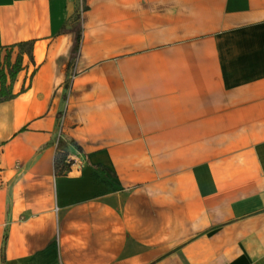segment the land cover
Here are the masks:
<instances>
[{
    "label": "crops",
    "instance_id": "crops-1",
    "mask_svg": "<svg viewBox=\"0 0 264 264\" xmlns=\"http://www.w3.org/2000/svg\"><path fill=\"white\" fill-rule=\"evenodd\" d=\"M8 52L0 264H264V0H0Z\"/></svg>",
    "mask_w": 264,
    "mask_h": 264
},
{
    "label": "trees",
    "instance_id": "trees-1",
    "mask_svg": "<svg viewBox=\"0 0 264 264\" xmlns=\"http://www.w3.org/2000/svg\"><path fill=\"white\" fill-rule=\"evenodd\" d=\"M81 40L80 29L75 30L73 45L70 50V58L75 59L79 50ZM22 53L19 52L12 62L10 55L4 57L3 65L0 66V102H5L14 99L18 94L24 92L26 88L22 87L19 93H13V84L18 73L22 70ZM29 87V85H28ZM74 146L80 150L81 146L74 139L63 140L59 139L55 149L54 171L55 175L63 176L70 171L71 164L67 160L68 146Z\"/></svg>",
    "mask_w": 264,
    "mask_h": 264
},
{
    "label": "built area",
    "instance_id": "built-area-1",
    "mask_svg": "<svg viewBox=\"0 0 264 264\" xmlns=\"http://www.w3.org/2000/svg\"><path fill=\"white\" fill-rule=\"evenodd\" d=\"M67 160L71 164L70 170L71 169H80L84 165V162H83V160L80 157V154L78 152L68 154Z\"/></svg>",
    "mask_w": 264,
    "mask_h": 264
},
{
    "label": "rangeland",
    "instance_id": "rangeland-1",
    "mask_svg": "<svg viewBox=\"0 0 264 264\" xmlns=\"http://www.w3.org/2000/svg\"><path fill=\"white\" fill-rule=\"evenodd\" d=\"M7 54H9L11 56V54L9 52ZM2 65H3V61L2 62L0 61V66H2Z\"/></svg>",
    "mask_w": 264,
    "mask_h": 264
}]
</instances>
